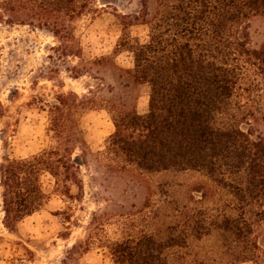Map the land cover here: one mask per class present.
Instances as JSON below:
<instances>
[{
	"label": "trees",
	"instance_id": "obj_1",
	"mask_svg": "<svg viewBox=\"0 0 264 264\" xmlns=\"http://www.w3.org/2000/svg\"><path fill=\"white\" fill-rule=\"evenodd\" d=\"M108 7L106 0H0V24L44 31L56 42L58 60H77L68 70L72 79L90 75L95 81L86 95L59 93L43 107L51 133L47 149L0 162L4 227L14 230L48 200L44 178L55 193L79 200L82 183L72 154L83 142L76 112L101 108L113 132L95 155L98 169L195 173L199 197L175 210L178 221L164 239L142 233L102 245L103 216L92 214L86 239L71 247L68 259L82 245L88 251L98 243L111 264H264V140L240 127L264 122V51L250 47L247 33L251 19L264 17V0H141L137 15L117 13V47L133 56L126 70L108 56L83 57L76 35L77 20ZM134 22L147 26L145 41L128 34ZM108 66L122 83L104 86L99 75ZM130 84L149 88L144 115L128 95Z\"/></svg>",
	"mask_w": 264,
	"mask_h": 264
},
{
	"label": "rangeland",
	"instance_id": "obj_2",
	"mask_svg": "<svg viewBox=\"0 0 264 264\" xmlns=\"http://www.w3.org/2000/svg\"><path fill=\"white\" fill-rule=\"evenodd\" d=\"M106 1L108 8L85 15L75 23L82 55L108 56L118 68L130 69L132 54L127 47H117L122 37L117 13L137 15L141 0ZM98 3L104 7L102 2ZM127 32L143 42L148 28L134 22ZM247 33L250 47L264 51V17L251 19ZM55 46V40L44 31L28 25L0 24V162L6 157L28 158L47 149L51 133L43 107L52 103L56 94L73 92L82 97L88 87L95 85L90 75L72 79L68 70L78 65L77 60L70 56L58 60L52 51ZM99 76L105 87L121 82L110 66ZM128 92L135 98L137 113L144 115L148 108V86L130 84ZM76 121L83 142L76 144L72 154L82 183L79 200L69 201L55 193L44 178L48 200L14 230L4 227L0 203V264H111L101 247L107 240L135 238L142 233L164 239L171 232L168 229L178 221L175 210L191 205V197H199L193 189L201 177L195 173L143 175L127 168L125 172L112 174L107 168L98 169L95 155L104 150L113 132L111 118L104 109L85 107L76 112ZM240 127L252 138L264 140L263 121H243ZM72 192L75 194L76 189ZM92 214L103 216L100 222L103 244L96 243L88 251L82 245L68 259L71 247L86 239Z\"/></svg>",
	"mask_w": 264,
	"mask_h": 264
}]
</instances>
